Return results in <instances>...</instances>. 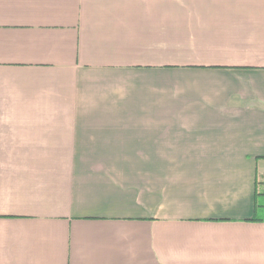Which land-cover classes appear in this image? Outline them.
<instances>
[{
	"label": "crops",
	"instance_id": "crops-1",
	"mask_svg": "<svg viewBox=\"0 0 264 264\" xmlns=\"http://www.w3.org/2000/svg\"><path fill=\"white\" fill-rule=\"evenodd\" d=\"M0 264H264V0H0Z\"/></svg>",
	"mask_w": 264,
	"mask_h": 264
}]
</instances>
